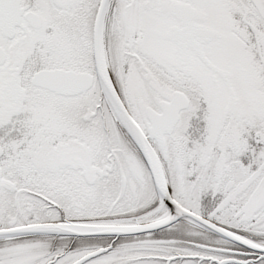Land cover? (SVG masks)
Returning a JSON list of instances; mask_svg holds the SVG:
<instances>
[{"label":"snow or ice","instance_id":"6c2138e0","mask_svg":"<svg viewBox=\"0 0 264 264\" xmlns=\"http://www.w3.org/2000/svg\"><path fill=\"white\" fill-rule=\"evenodd\" d=\"M0 264H264V0H0Z\"/></svg>","mask_w":264,"mask_h":264}]
</instances>
